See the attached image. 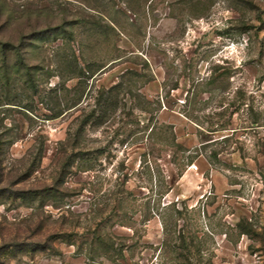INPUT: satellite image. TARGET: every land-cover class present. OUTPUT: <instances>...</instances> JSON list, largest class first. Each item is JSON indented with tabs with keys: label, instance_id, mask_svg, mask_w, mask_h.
I'll return each mask as SVG.
<instances>
[{
	"label": "rangeland",
	"instance_id": "1",
	"mask_svg": "<svg viewBox=\"0 0 264 264\" xmlns=\"http://www.w3.org/2000/svg\"><path fill=\"white\" fill-rule=\"evenodd\" d=\"M0 264H264V0H0Z\"/></svg>",
	"mask_w": 264,
	"mask_h": 264
}]
</instances>
